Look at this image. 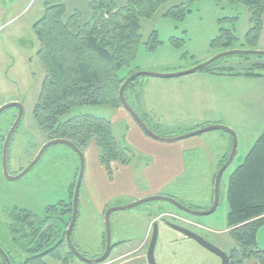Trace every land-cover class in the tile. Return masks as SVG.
Here are the masks:
<instances>
[{
    "label": "rangeland",
    "instance_id": "rangeland-1",
    "mask_svg": "<svg viewBox=\"0 0 264 264\" xmlns=\"http://www.w3.org/2000/svg\"><path fill=\"white\" fill-rule=\"evenodd\" d=\"M44 1L0 0V108L17 102L25 110L22 123L9 146L8 162L12 177H16L30 165L48 143L33 114L45 78L44 68L37 57L39 45L33 29L43 14ZM114 1L119 6L125 3L124 0ZM179 1L171 0L152 20L142 21L144 40L148 41L156 31L162 44L150 51L141 45L126 74L133 71L178 74L228 51L264 52V17L259 40L253 43L248 38L252 28L251 13L243 3L231 0H181L185 2L184 8L187 11L184 17L164 16L167 9L174 7ZM63 2L68 3L70 10L78 6L83 23L90 20V4H86L91 0ZM221 28L231 32L233 37L213 48L212 42L219 37ZM257 63L264 64V57L230 56L214 63L213 68L217 74L200 70L177 78L144 77L135 85L137 92L141 90L139 101L130 91L127 92L134 107L142 109L146 106L145 109L152 110L153 115L146 118L158 136L175 139L207 127L225 126L236 134L237 154L222 177L220 204L214 214L190 216L164 201L118 211L111 217L114 247L109 258L100 264H149L147 247L144 245L154 222L159 227L156 264H222L217 255L171 229L167 224L169 222L186 226L227 255L238 247L228 227L227 191L231 175L244 163L264 132V78L236 74L251 72L253 64ZM253 72L264 75V69ZM118 110L127 113L123 106H84L76 108L71 116L63 119L66 121L74 116L93 115L113 121L116 138L132 150L129 164H112L114 174L109 180L134 176L139 199L130 196L112 199L106 210L128 206L152 196L175 198L186 207L198 211L211 209L215 178L221 160L230 153L232 136L223 130H215L176 143L163 144L168 149L177 148L169 157L173 162L179 161L184 168L178 169L175 175L171 174L173 170L165 171V178L170 173L166 185L155 195L149 196L146 195L149 187L147 191L143 178L154 158H148L147 152H140L131 145L132 125L140 131L141 128L128 113L129 116H124ZM17 115L16 108H10L0 115V243L9 250L13 259L25 261L26 251L30 249L28 245L31 238L28 236L31 230L28 224L23 227L18 218L27 217L31 222L37 221L49 212L50 207L63 202L66 203L65 206H59V210L55 209L53 212L56 213V218H66L68 223L72 214L73 186L77 181L80 161L72 149L56 145L43 155L24 178L17 181L6 179L2 173L3 145ZM151 118H155L154 125L158 126L153 125ZM87 171L88 168L86 173ZM78 214L74 244L89 259L102 256L106 247V213L99 212L84 181ZM68 228L69 226L64 228V235L54 244L55 248L58 247L57 252L53 257H48L45 263L87 264L77 259L69 250L65 241ZM21 229L24 230L20 232ZM37 250L41 251L39 248ZM253 250H264V226L258 231L257 244ZM246 264H259V260L253 257Z\"/></svg>",
    "mask_w": 264,
    "mask_h": 264
},
{
    "label": "trees",
    "instance_id": "trees-1",
    "mask_svg": "<svg viewBox=\"0 0 264 264\" xmlns=\"http://www.w3.org/2000/svg\"><path fill=\"white\" fill-rule=\"evenodd\" d=\"M124 1V5L119 6L114 0H92L91 18L83 23L79 9L69 11L63 0H45L43 14L33 27L39 45L37 57L45 71L39 100L33 112L35 120L48 141L67 140L82 152L90 143L96 144L100 163L110 179L114 174L112 164L118 162L127 165L132 154L131 148L122 145L116 138L113 122L93 115L74 116L66 121L63 119L71 116L78 107H122L119 92L126 80L135 73L125 72L132 67L138 49L142 45L150 51L162 44L156 31L148 41L144 40L142 21L152 20L171 0ZM231 1L243 3L248 7L252 22L248 38L253 43L259 40L263 30L264 0ZM184 6L185 2L180 0L174 7L168 8L164 16L182 18L187 12ZM232 37L231 32L221 28L219 37L211 46L218 47L224 40ZM252 67L251 72L236 75L264 78L263 74L253 72L264 69V64H253ZM204 70L217 74L213 65ZM141 78L144 77L130 84L125 93L133 107L127 92L130 91L139 101L141 90L137 92L135 85ZM134 109L138 113L141 112L140 108ZM142 118L147 122L145 116ZM227 198L228 227L231 229L232 239L238 244L228 255L229 264H246V261L253 257L259 260V264H264V250H253L257 244L258 231L264 226V132L244 163L231 175ZM65 204L62 202L50 207L43 218L34 222L27 217L18 218L23 227L28 224L31 230L28 236L31 238L28 245L30 249L26 251L27 259L24 264H47L45 260L54 256V241L65 232L64 228L70 225L72 214L68 223L66 218L60 222V231L56 227L49 229L50 231L45 228L46 224L56 218L53 211L59 210L58 207ZM43 230L45 231L42 233ZM43 241L46 243L42 244ZM0 245L12 259L9 250L2 243ZM46 248L48 250H45Z\"/></svg>",
    "mask_w": 264,
    "mask_h": 264
},
{
    "label": "water",
    "instance_id": "water-1",
    "mask_svg": "<svg viewBox=\"0 0 264 264\" xmlns=\"http://www.w3.org/2000/svg\"><path fill=\"white\" fill-rule=\"evenodd\" d=\"M235 55L264 57V52H261V51H228V52L222 53V54L214 57L213 59H211L210 61H208V62H206V63H204L202 65H199V66L195 67L194 69H191V70L183 72V73H178V74H159V73H151V72H137V73L133 74L132 76H130L126 80V82L122 85V87L120 89V92H119L120 101H121L123 107L135 119V121L139 124V126L142 128V130L148 136H150V138H152L153 140H156L158 142L170 143V144L171 143H176L178 141H181V140H184V139H188L190 137H195V136H198L200 134H203V133H206V132H210V131H215V130H223V131L229 133L232 136L233 144H232L231 153H230V156H229L227 162L225 163V165L218 172V175H217V178H216V182H215V200H214V205H213V207L210 210H208V211L193 210V209H190V208L182 205L180 202H178L174 198L161 197V196H152V197H149V198H145V199L137 201L136 203H133V204L128 205V206L112 207L105 214L107 240H106V249H105L104 254L101 257L96 258V259L86 258L83 254H81L76 249V247L74 246V244L72 242V233H73V230H74V228L76 226V223H77V220H78V208H79L80 192H81V188H82V184H83V180H84L85 169H86L84 153L74 143H72L70 141L63 140V139L51 140V141H49L47 144H45L42 147V149L39 151V154L37 155L35 160L28 167H26L16 177L10 176L11 174L9 172V165H8L9 146H10V143L12 141V138H13L14 134L18 130L20 124L22 123L24 115H25V110H24L23 105L20 104V103H17V102L5 105V106L0 108V115L2 113H4L6 110L10 109V108H16L18 110L17 119L14 122V124L12 125V127L10 128V130H9V132H8L6 138H5L4 145H3L2 166H3V174H4V176L6 177V179H9L10 181L11 180L12 181H17V180H20V179L24 178L40 162V160L42 159L43 155L50 148H52V147H54L56 145H65V146L69 147L70 149H72L78 155L79 160H80V170H79V176H78L76 188H75V191H74L73 217H72L71 225H70L68 231L66 232L67 233V240L66 241H67L68 247L78 257V259H80L82 262H85L87 264H100V263L105 262L109 258L110 253H111L112 248H113L111 217H112V215L114 213H116L118 211L131 210V209L139 207V206H141L143 204H147V203L154 202V201H164V202H168V203L174 205L175 207H177L181 211H183V212H185V213H187V214H189L191 216L203 217V216H210V215L214 214L216 212V210L218 209L219 204H220V185H221L222 177H223L224 173L232 165V163H233V161H234V159L236 157V154H237L238 143H237L236 134L232 130H230L228 127L216 125V126L200 129V130L192 132V133H188V134H186V135H184L182 137L175 138V139L162 138V137L158 136L155 132H153V130L150 129V127L145 123V121L142 119V117H140V115L132 108V106H130V104L126 100L125 92H126L127 88L130 86V84H132L137 78H140V77H155V78H177V77H182V76L194 74V73H196V72H198L200 70H204V69L208 68L209 66H211L213 63H215L216 61H218L220 59H224V58H227V57H230V56H235ZM169 227H171L173 230L181 233L182 235H185L187 238H190V239L194 240L195 242L200 244L202 247H204L208 251H210L213 254L217 255L222 260V264H229L230 263L229 256L226 253H224L220 249H218V248L214 247L213 245H211L209 242H207L205 239H203L198 234H196V233H194V232H192L190 230H187L185 228L173 225V224H169ZM154 228L155 229H154V235H153V238H152V244L150 246L149 253H148L149 264H156V261H155V247H156L158 239H159L158 224L154 225ZM0 253L5 258L7 264H13V262L10 259V257L3 250L1 245H0Z\"/></svg>",
    "mask_w": 264,
    "mask_h": 264
},
{
    "label": "crops",
    "instance_id": "crops-1",
    "mask_svg": "<svg viewBox=\"0 0 264 264\" xmlns=\"http://www.w3.org/2000/svg\"><path fill=\"white\" fill-rule=\"evenodd\" d=\"M90 3L91 2H88L86 5L88 6ZM74 8L79 9L78 6ZM68 10L72 11L69 7ZM145 108L146 106L142 107L141 112L139 114L143 117L144 115L145 117L152 116V110L149 111ZM117 112L122 113L124 116H129L125 111L118 110ZM151 120L154 125L155 118H151ZM147 124L150 125L149 122H147ZM131 134V145L135 146L138 150H140V152H147L148 158H154L152 166L149 167L147 169V172L144 173L143 180L146 183L147 191L149 187V192H147L146 195H155L163 189V187L166 185V182L168 181L170 173H167L169 175H166L165 178V171L171 172L173 170L171 174L175 175V173H178V169L183 170L184 168L183 166H180L179 161L173 162V159L169 157L173 153H175L177 148L168 149V147L166 148L162 146L163 144L168 143H162L151 139L144 133V131H142V129L140 131V129H138L135 125H132ZM157 150L161 152V155L157 152ZM178 151H180V147ZM85 159L87 165L86 170L88 168V171L87 173L85 171L86 175L84 176V182L86 184L87 189L89 190V193L92 194L94 202L98 206L99 212L101 214H105L106 209H108L109 203L112 199L128 196L134 199H139V190L138 186L135 183L134 176L130 177L127 175L120 180L117 179V177H115L113 181L109 180L108 173L100 163L99 149L97 148L96 144H89V146L85 150ZM174 175L172 177H174Z\"/></svg>",
    "mask_w": 264,
    "mask_h": 264
},
{
    "label": "flooded vegetation",
    "instance_id": "flooded-vegetation-1",
    "mask_svg": "<svg viewBox=\"0 0 264 264\" xmlns=\"http://www.w3.org/2000/svg\"><path fill=\"white\" fill-rule=\"evenodd\" d=\"M228 157L229 156H224L223 157V159L221 160V163H220V165H219V169H218V171H220V169L225 165V163L227 162V160H228ZM218 175V174H217ZM216 178H217V176H216ZM216 178H215V182H216ZM175 199V198H174ZM176 200V199H175ZM214 200H215V186H214V195H213V202H212V207H213V205H214ZM178 201V200H177ZM179 202V201H178ZM211 207V208H212ZM19 220V219H18ZM62 221V219L61 218H55L54 220H53V222L51 223V222H49L48 224H46L47 226H46V228L45 229H50V230H53L55 227H56V229L57 228H59L60 226H59V224H62V223H60ZM52 225H51V224ZM154 224L156 225V222H154ZM154 224L152 225V228H151V230H150V235L149 236H147V239H146V244L144 245V246H146L147 247V259H148V253H149V249H150V246H151V244H152V238H153V235H154ZM51 226V227H50ZM158 229H159V227H158ZM49 230V231H50ZM45 230H43L42 231V233L44 232ZM59 231H60V228H59ZM62 235H64V234H61L57 239H56V241H58V239H60L61 237H62ZM66 238V237H65ZM159 240V239H158ZM56 241H54V244H55V242ZM65 241H66V239H65ZM36 242H38V239H37V241ZM158 243V242H157ZM1 244V243H0ZM156 247H157V245H156ZM156 247H155V250H156ZM45 250H48V248H46ZM57 250H58V248H56V251H55V253L57 252ZM1 255V254H0ZM1 257V259H0V264H7V262H6V260H5V258H3L2 257V255L0 256ZM47 257V256H46ZM11 261H13V264H24V261H17L16 259H13L12 258V260ZM30 264V263H29Z\"/></svg>",
    "mask_w": 264,
    "mask_h": 264
}]
</instances>
